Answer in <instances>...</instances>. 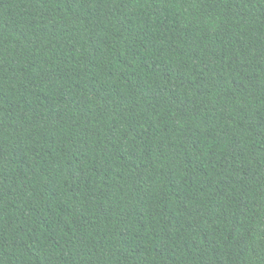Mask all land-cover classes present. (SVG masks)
Listing matches in <instances>:
<instances>
[{"label":"trees","instance_id":"trees-1","mask_svg":"<svg viewBox=\"0 0 264 264\" xmlns=\"http://www.w3.org/2000/svg\"><path fill=\"white\" fill-rule=\"evenodd\" d=\"M0 264H264V0H0Z\"/></svg>","mask_w":264,"mask_h":264}]
</instances>
